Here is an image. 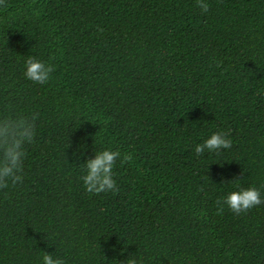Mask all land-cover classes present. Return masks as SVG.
<instances>
[{"label":"trees","instance_id":"1","mask_svg":"<svg viewBox=\"0 0 264 264\" xmlns=\"http://www.w3.org/2000/svg\"><path fill=\"white\" fill-rule=\"evenodd\" d=\"M206 2L0 6V116H38L23 183L0 190V264H264V204L216 203L264 199V0ZM28 57L54 66L47 84ZM220 131L232 147L197 156ZM103 150L133 159L94 195L80 164Z\"/></svg>","mask_w":264,"mask_h":264},{"label":"clouds","instance_id":"2","mask_svg":"<svg viewBox=\"0 0 264 264\" xmlns=\"http://www.w3.org/2000/svg\"><path fill=\"white\" fill-rule=\"evenodd\" d=\"M0 6H6L5 0H0ZM197 7L206 14L210 6L206 0H197ZM54 71L55 68L52 64L35 57H28L24 76L34 84L44 85L49 82ZM37 119L36 114L0 116V190L7 189L9 184L16 186L23 183V160L26 156L24 149L25 145L34 142ZM230 135V132L224 131L213 133L203 143L196 145L195 154L202 156L207 152L220 155L222 150L232 147ZM132 159L130 153L122 155L119 151L112 150L95 152L94 158L80 164L84 173L81 176L84 189L94 195L118 192L117 183L113 179V168L117 160H120L123 165L130 163ZM221 183L224 181L221 180ZM216 203L217 205H226L235 215H241L264 204V199H262L261 192L253 187L233 191L222 201L217 200ZM223 210V206L219 207L218 213H222ZM42 264H65V261L44 252ZM114 264L117 262L114 261ZM126 264H135V261L128 259Z\"/></svg>","mask_w":264,"mask_h":264}]
</instances>
